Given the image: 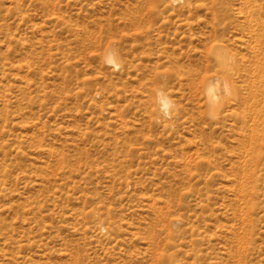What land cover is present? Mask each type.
Listing matches in <instances>:
<instances>
[{
	"label": "rangeland",
	"instance_id": "obj_1",
	"mask_svg": "<svg viewBox=\"0 0 264 264\" xmlns=\"http://www.w3.org/2000/svg\"><path fill=\"white\" fill-rule=\"evenodd\" d=\"M0 264H264V0H0Z\"/></svg>",
	"mask_w": 264,
	"mask_h": 264
},
{
	"label": "bare ground",
	"instance_id": "obj_2",
	"mask_svg": "<svg viewBox=\"0 0 264 264\" xmlns=\"http://www.w3.org/2000/svg\"><path fill=\"white\" fill-rule=\"evenodd\" d=\"M173 1V0H172ZM259 46V45H258ZM258 51V50H257ZM261 52V51H260ZM257 60V59H256ZM258 61V60H257ZM107 62L108 63H111V64H115L114 62V59H113V56L112 54L110 53L108 56H107ZM116 65V64H115ZM232 73V69L228 70L227 72V75H229V73ZM259 74H260V71H258ZM230 73V74H231ZM210 82V81H209ZM214 88H217L218 90H221L224 91V95L229 99V97L231 96L232 94V91H231V88H230V85L228 83V81L225 79V80H219L217 79V82L214 84L213 82H210L208 84L205 85V91H206V101H207V105L208 107L210 108V113L208 114L209 117H211V115H214L216 117H218L219 115V112L221 111V109H223L222 107L225 105V101L222 102L221 104V101H217V98H216V94H215V91H214ZM254 92V91H253ZM236 92L233 90V94H235ZM232 94V96H233ZM235 96V95H234ZM233 98V97H232ZM236 99V101L238 100V97L235 96L234 97ZM159 105L161 107V110L165 111L169 108V106L171 105L170 104V99H168L167 96L163 95L162 93L159 94ZM239 119H244L245 120V115H237Z\"/></svg>",
	"mask_w": 264,
	"mask_h": 264
}]
</instances>
